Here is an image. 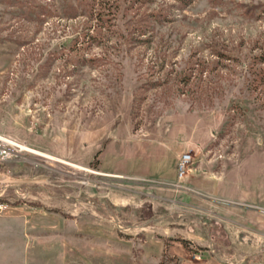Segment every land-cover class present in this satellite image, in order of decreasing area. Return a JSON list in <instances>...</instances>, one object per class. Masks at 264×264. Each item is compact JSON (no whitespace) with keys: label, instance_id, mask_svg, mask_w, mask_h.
Returning a JSON list of instances; mask_svg holds the SVG:
<instances>
[{"label":"rangeland","instance_id":"374dc122","mask_svg":"<svg viewBox=\"0 0 264 264\" xmlns=\"http://www.w3.org/2000/svg\"><path fill=\"white\" fill-rule=\"evenodd\" d=\"M91 13H116L107 38L75 43ZM263 50L264 0H0V133L29 147L0 164V264H264L213 217L209 245L171 236L144 256L179 178L105 167L123 140L188 145L187 173L264 158ZM173 197L196 218L211 205Z\"/></svg>","mask_w":264,"mask_h":264},{"label":"crops","instance_id":"0c3cea01","mask_svg":"<svg viewBox=\"0 0 264 264\" xmlns=\"http://www.w3.org/2000/svg\"><path fill=\"white\" fill-rule=\"evenodd\" d=\"M156 141V144L119 141L116 163L113 161L105 167L139 178L177 180V159L182 152L188 151L189 146L182 142ZM255 154H240L224 168L212 170L203 168L202 162H198L185 177L166 187L170 196H160L159 199L164 201L167 213L155 222L154 234L147 236L144 256L161 257L165 250L164 239L171 236L187 237L209 245L211 240L206 222L212 217L224 224L238 250L247 255L261 250L264 244V229L261 227L264 226V158ZM180 191L200 193L211 205L203 207L204 215L192 217L191 203L173 197ZM192 225L196 230L191 228ZM169 252L183 259L190 258L189 250L181 244L169 246Z\"/></svg>","mask_w":264,"mask_h":264},{"label":"trees","instance_id":"16d2710c","mask_svg":"<svg viewBox=\"0 0 264 264\" xmlns=\"http://www.w3.org/2000/svg\"><path fill=\"white\" fill-rule=\"evenodd\" d=\"M184 4H190L193 0H181ZM96 2V0H95ZM115 2L116 0H98V8L101 9H109L110 11L113 10V8H115ZM93 5L95 6V3H93ZM93 8V7H92ZM96 14V23H95V28L93 29V31H86L83 34L79 33L77 38L75 39V43L80 42L81 44H87L90 45L92 42L94 41H99L100 43H104V39L107 38V32L104 29H109V27L104 28V22H108L111 21L113 17L116 16V13H91L92 18H94V15ZM113 16V17H111ZM98 23H101L100 27H97V25H99ZM93 26L92 23L89 24V28H91ZM103 26V27H102ZM109 26H112L111 23H109ZM258 60L262 63H264V50L257 56ZM260 75L262 77V79L264 78V72L262 73V70L260 71ZM185 244H189V242L187 240L184 241Z\"/></svg>","mask_w":264,"mask_h":264},{"label":"built area","instance_id":"2783aa9c","mask_svg":"<svg viewBox=\"0 0 264 264\" xmlns=\"http://www.w3.org/2000/svg\"><path fill=\"white\" fill-rule=\"evenodd\" d=\"M21 150L22 149H20L10 137L0 133V164L17 156ZM192 157L193 156L190 152H184L181 154L177 163V176L179 179H182L186 175Z\"/></svg>","mask_w":264,"mask_h":264},{"label":"bare ground","instance_id":"6f19581e","mask_svg":"<svg viewBox=\"0 0 264 264\" xmlns=\"http://www.w3.org/2000/svg\"><path fill=\"white\" fill-rule=\"evenodd\" d=\"M12 140H13V142H14L15 144H17V145L20 147V149H29V147H28L27 145H25V144H23V143H20V142L14 140V139H12ZM30 150H31V149H30Z\"/></svg>","mask_w":264,"mask_h":264}]
</instances>
